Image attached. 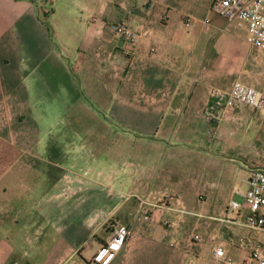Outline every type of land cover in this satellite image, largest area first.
I'll use <instances>...</instances> for the list:
<instances>
[{
	"label": "crops",
	"instance_id": "crops-1",
	"mask_svg": "<svg viewBox=\"0 0 264 264\" xmlns=\"http://www.w3.org/2000/svg\"><path fill=\"white\" fill-rule=\"evenodd\" d=\"M55 1L0 0V264H40L41 256L48 257L45 264H57L63 255L71 264L76 257L81 264H217L213 250L218 246L228 257L246 256L240 244L248 239L243 213L226 218L227 204L213 211L198 200L188 204L174 199L158 209L156 221L142 223L136 204L124 209L131 201L122 199L125 189L114 193L106 186L100 188L114 193L111 205L101 208L95 221L89 213L81 215L85 230L78 237L73 230L78 203L68 206L66 189L57 191L55 163L40 148L51 152L48 137L55 124L43 115L49 110L43 106L49 92H67L71 99L79 92L76 72L56 52L50 25L41 20L42 13L55 16ZM64 2L62 16L78 11L87 16L83 26L76 17L84 29L73 57L76 70L94 72L102 85H113L104 92L132 94L130 113L138 117L128 126L148 144L161 145L171 154L201 152L231 163L250 153L257 157L253 166L261 162L264 114L239 106L236 121L220 129L205 115L206 109L213 112L222 103L210 90H229L235 81L259 89L264 72L263 53L249 44L245 29L237 30L210 12L212 0ZM93 16L99 22L91 25ZM187 16L192 17L190 24L184 23ZM123 21L145 24L152 38L127 45L102 30L101 23ZM243 145L249 149L243 151ZM168 176H173L167 179L176 188L172 191L181 192V180ZM104 199L110 202V197ZM117 225L126 226L130 237L114 250L107 243ZM57 232L65 236L59 246ZM196 234L202 242L193 241ZM72 236L77 237L74 245L67 243Z\"/></svg>",
	"mask_w": 264,
	"mask_h": 264
},
{
	"label": "rangeland",
	"instance_id": "rangeland-1",
	"mask_svg": "<svg viewBox=\"0 0 264 264\" xmlns=\"http://www.w3.org/2000/svg\"><path fill=\"white\" fill-rule=\"evenodd\" d=\"M54 4L57 11L55 16L50 18L42 13L41 20L50 25V38L56 52L76 72L79 92L76 99H71L67 92H49L43 103L49 110L43 115L47 116L49 123L55 124L52 135L48 137L51 141L47 149L51 152L45 151L43 145L40 148L42 156L50 154L49 157L55 163L57 191L66 189L68 206L78 203L74 209L78 214L74 216L77 228H73L78 237L85 230L80 222L83 219L81 215L89 213L95 221L94 217L100 209L111 205V198L119 189L126 191L122 199H131L124 209L133 208L136 204L142 223L151 208H166L174 199L184 200L188 204L198 200L202 207L211 205L213 211L221 210L231 201L241 202V194L247 189L249 177L246 166H253L257 157L249 153L247 158L235 157L236 161L231 163L205 156L201 152L171 154L161 145L152 147L148 144V139L141 138L140 132L128 126L129 122L134 124L138 117L130 113L129 104H135L132 94L104 92L112 90L113 85L104 86L94 72H87L86 69L78 72L75 68L73 57L84 36L82 26L87 22L86 14L78 11L73 17L70 14L64 17L61 12L67 2L56 0ZM76 17L82 26L75 23ZM261 53L264 56V52ZM262 60L264 62V58ZM261 76L262 85L259 89L264 87V72ZM109 106L113 108L108 109ZM43 127L42 138L45 132ZM244 147L243 151L249 149ZM40 166L43 169L45 165L40 162ZM168 174L181 180V192L172 191L176 188L167 181L173 177ZM100 186L110 187V190L114 188L115 192L104 193ZM106 197H110V202L104 199ZM243 231L254 241L263 239L261 232L246 227ZM63 237L64 234L57 232L58 246L64 243ZM76 240L77 237L72 236L71 242L67 243L74 245ZM37 260L45 264L48 257L41 256ZM73 262L81 264L77 257ZM57 264L71 263L63 255L58 256Z\"/></svg>",
	"mask_w": 264,
	"mask_h": 264
},
{
	"label": "built area",
	"instance_id": "built-area-1",
	"mask_svg": "<svg viewBox=\"0 0 264 264\" xmlns=\"http://www.w3.org/2000/svg\"><path fill=\"white\" fill-rule=\"evenodd\" d=\"M210 12L225 18L237 30L245 29L249 44L256 50L264 52V0H212ZM96 16L91 18V25L98 23ZM192 17H185L184 23L190 24ZM208 24L207 20L203 21ZM102 30L113 40H119L127 45H137L143 39H151L153 33L145 24L129 26L124 22L101 23ZM150 53L155 48H149ZM212 98L222 102L220 108L211 112L205 110V115L210 122L220 129L222 125L236 121V109L239 106L258 110L264 114V90L240 81L232 83L229 90H210ZM242 201H231L227 204L224 216L230 218L235 214L243 213L242 225L250 230L263 233L261 241L250 238L242 240L240 244L247 249V255L243 257H228L222 246L213 250V258L217 264H264V147L261 154V162L249 170L247 189L241 194ZM157 207L144 220L156 221L158 217ZM167 225V222H164ZM130 233L126 226H115L110 234L108 246L114 250L121 248L129 240ZM193 241L200 243L202 237L194 235Z\"/></svg>",
	"mask_w": 264,
	"mask_h": 264
},
{
	"label": "trees",
	"instance_id": "trees-1",
	"mask_svg": "<svg viewBox=\"0 0 264 264\" xmlns=\"http://www.w3.org/2000/svg\"><path fill=\"white\" fill-rule=\"evenodd\" d=\"M97 237H95L94 239H96Z\"/></svg>",
	"mask_w": 264,
	"mask_h": 264
}]
</instances>
